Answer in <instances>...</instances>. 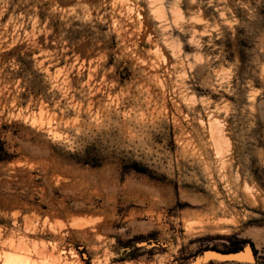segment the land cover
I'll use <instances>...</instances> for the list:
<instances>
[{
    "label": "rangeland",
    "instance_id": "374dc122",
    "mask_svg": "<svg viewBox=\"0 0 264 264\" xmlns=\"http://www.w3.org/2000/svg\"><path fill=\"white\" fill-rule=\"evenodd\" d=\"M246 243L264 264V0H0L1 262Z\"/></svg>",
    "mask_w": 264,
    "mask_h": 264
},
{
    "label": "water",
    "instance_id": "95a60500",
    "mask_svg": "<svg viewBox=\"0 0 264 264\" xmlns=\"http://www.w3.org/2000/svg\"><path fill=\"white\" fill-rule=\"evenodd\" d=\"M257 252L250 243L235 252H224L210 249L197 256L192 264H208L210 262L230 263V264H255Z\"/></svg>",
    "mask_w": 264,
    "mask_h": 264
},
{
    "label": "bare ground",
    "instance_id": "6f19581e",
    "mask_svg": "<svg viewBox=\"0 0 264 264\" xmlns=\"http://www.w3.org/2000/svg\"><path fill=\"white\" fill-rule=\"evenodd\" d=\"M138 55V54H137ZM142 59V58H141ZM165 61V59H164ZM213 115V114H212ZM215 120V119H213ZM212 120V121H213ZM219 121V120H218ZM223 121V120H222ZM215 122V121H214ZM213 122V123H214ZM216 123V122H215ZM221 124V121L219 122ZM212 124V122H211ZM210 124V125H211ZM222 125V124H221ZM214 126V125H213ZM224 126V125H223ZM222 126V127H223ZM212 127V126H211ZM221 127V126H220ZM221 127V128H222ZM225 127V126H224ZM225 130V129H224ZM221 132V131H220ZM213 133V132H212ZM227 137V136H226ZM224 138V137H223ZM221 143L224 141L222 139V137H219ZM214 140V139H213ZM226 142L228 143V141L226 140ZM218 143V142H216ZM225 143V142H224ZM182 144V143H181ZM227 146V144H225ZM222 147V146H221ZM221 149V148H220ZM231 149V148H230ZM225 150V149H224ZM229 150V149H228ZM220 154V153H218ZM217 154V155H218ZM228 156V154H227ZM224 166V165H223ZM222 167V166H221ZM248 188V186H247ZM216 189V188H215ZM253 195V193H252ZM252 197V196H251ZM254 197V196H253ZM226 208V207H225ZM227 209V208H226ZM75 225H79V224H75ZM84 225V224H83ZM82 226V225H81ZM21 243H19L20 245ZM3 248V247H2ZM1 253V252H0ZM3 256V258L1 259L2 262L0 264H39L37 261H32L29 256L27 255V251H25L24 249H15L14 245L11 244V247L9 246V248H4V252L1 254ZM85 257V256H84ZM69 259H65V261L60 262L59 260H55L52 262H47L44 261L42 264H69Z\"/></svg>",
    "mask_w": 264,
    "mask_h": 264
},
{
    "label": "trees",
    "instance_id": "16d2710c",
    "mask_svg": "<svg viewBox=\"0 0 264 264\" xmlns=\"http://www.w3.org/2000/svg\"><path fill=\"white\" fill-rule=\"evenodd\" d=\"M238 250H240V248H234V249H232L231 251H229V252H235V251H238Z\"/></svg>",
    "mask_w": 264,
    "mask_h": 264
}]
</instances>
